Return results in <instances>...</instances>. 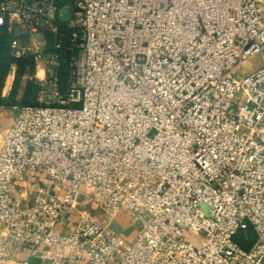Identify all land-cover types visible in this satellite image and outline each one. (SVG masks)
Instances as JSON below:
<instances>
[{"label": "built area", "instance_id": "built-area-1", "mask_svg": "<svg viewBox=\"0 0 264 264\" xmlns=\"http://www.w3.org/2000/svg\"><path fill=\"white\" fill-rule=\"evenodd\" d=\"M2 34L40 91L0 133V264H264V0H0Z\"/></svg>", "mask_w": 264, "mask_h": 264}, {"label": "trees", "instance_id": "trees-1", "mask_svg": "<svg viewBox=\"0 0 264 264\" xmlns=\"http://www.w3.org/2000/svg\"><path fill=\"white\" fill-rule=\"evenodd\" d=\"M69 58L70 55L67 54L62 62L61 69L59 72V78L61 84H64L69 75ZM16 67V78L14 81V88L9 95L7 100L1 98V92L4 85V82L7 76L10 73L11 67ZM35 75V62L32 58H24V59H15L10 52L9 48V38L7 35H0V107H11L14 106V100L18 95V87L21 82L26 78L27 80L24 82V94L21 102V106H38V94L40 91V86L35 80H31ZM251 237V241L255 240L254 234L252 232L249 233ZM244 244L240 239L238 241ZM252 243V244H253ZM248 250L249 247H244Z\"/></svg>", "mask_w": 264, "mask_h": 264}, {"label": "crops", "instance_id": "crops-1", "mask_svg": "<svg viewBox=\"0 0 264 264\" xmlns=\"http://www.w3.org/2000/svg\"><path fill=\"white\" fill-rule=\"evenodd\" d=\"M15 74H16V67L12 66L9 75L7 76V78L4 82L2 92H1V98L4 100H7L9 97L8 91L10 90V87L13 84ZM24 87H25V85H24ZM10 110H12V106L11 107H0V133L2 131H4L5 129H7L12 123V121H11V123L8 124V120L5 119L8 112H10ZM113 228L115 229L116 232L121 234L127 240H128V236L130 234H132V232L134 231L133 230L134 228L132 226L130 219H128L127 217H125L123 215H121L117 218V220L115 221V223L113 225Z\"/></svg>", "mask_w": 264, "mask_h": 264}, {"label": "rangeland", "instance_id": "rangeland-1", "mask_svg": "<svg viewBox=\"0 0 264 264\" xmlns=\"http://www.w3.org/2000/svg\"><path fill=\"white\" fill-rule=\"evenodd\" d=\"M262 67V59H261V56H255L254 58H252L241 70V75L243 76H247V75H250L251 73L255 72L256 70L260 69ZM35 76V75H34ZM15 78H16V74L14 76V81H15ZM27 79L25 78L21 84L19 85L18 87V95L17 97L15 98L14 100V106H12V110H10V112H8L7 116L5 119L8 120V124L11 123V121H13L16 113L18 112L17 109H20L22 106L20 105L21 102H22V98H23V92H24V82L26 81ZM14 81H13V84L11 85L10 87V90L8 91L9 92V95L10 93L12 92V89L14 88ZM8 95V96H9ZM9 98V97H8ZM14 108V109H13ZM133 229V228H132ZM134 230V231H133ZM132 231V234H130L128 236V241L131 242V241H134L135 239V236H136V232H135V229H133ZM252 243L253 241H249L247 243L244 244V247H249L248 249L251 248L252 246ZM34 264V263H33ZM36 264V263H35Z\"/></svg>", "mask_w": 264, "mask_h": 264}, {"label": "water", "instance_id": "water-1", "mask_svg": "<svg viewBox=\"0 0 264 264\" xmlns=\"http://www.w3.org/2000/svg\"><path fill=\"white\" fill-rule=\"evenodd\" d=\"M70 19H71L70 11H69V9H66V10L63 12V17H62L61 21H62L63 23H67V22L70 21Z\"/></svg>", "mask_w": 264, "mask_h": 264}, {"label": "bare ground", "instance_id": "bare-ground-1", "mask_svg": "<svg viewBox=\"0 0 264 264\" xmlns=\"http://www.w3.org/2000/svg\"><path fill=\"white\" fill-rule=\"evenodd\" d=\"M43 76L42 72L40 71L39 72V77L41 78Z\"/></svg>", "mask_w": 264, "mask_h": 264}]
</instances>
